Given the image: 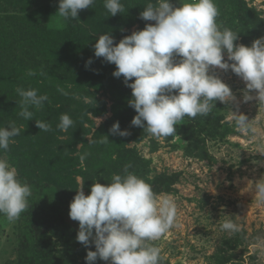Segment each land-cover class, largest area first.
<instances>
[{
	"label": "rangeland",
	"instance_id": "374dc122",
	"mask_svg": "<svg viewBox=\"0 0 264 264\" xmlns=\"http://www.w3.org/2000/svg\"><path fill=\"white\" fill-rule=\"evenodd\" d=\"M245 1L255 10L253 21L259 23L257 27L246 26L237 16L234 19V0H215L220 12L217 22L239 34L237 44L248 42L251 46L254 40L264 37V34L260 35L264 30V0ZM169 2L175 7L181 6L180 0ZM93 6L102 11V20L97 27L90 24V20L95 22L89 14ZM93 6L80 10L92 28L85 25V20L81 22L82 26L87 34H110L116 44L125 36L144 30L147 24H155L141 19L142 11L138 10L136 19L139 22L130 27L124 25L123 32L119 33L115 29L131 18L129 12L135 11L124 9L123 13L111 16L104 7V0H95ZM58 10L59 0H0V20L10 19L12 24H17L20 16H32L29 23L33 29L24 28L17 33L22 40L29 39L32 44L27 49V60L20 58L24 68L8 75L18 78L11 85L13 104H19L17 88L36 89L39 95L49 97L44 105L51 109L53 117L48 132L37 126L30 130L20 123V135L14 138L15 143L10 144L8 151L0 149L2 157L17 169L18 174L22 172L69 193L77 194V190L83 187L86 196L90 195L94 183L107 186L114 174L122 175L125 165H131L129 171L148 183L159 176L179 174V181L170 193L177 205L179 226L154 242L162 249L161 262L264 264V203H259L253 192L255 181L264 178V105H259L255 99L257 93H248L253 99L245 101V82L231 69H215V74L231 88L234 99L225 103L217 100L215 109L208 116L198 115L195 119L186 116L177 123L174 137L156 139L143 128L131 125L138 114L129 106L133 99L132 90L125 85L123 76H113L117 70L114 64L103 57L96 61L99 70L106 71L108 77L117 83L109 89L99 83L90 84L83 74L80 77L75 73L77 71L69 68L71 56L66 54L62 44L68 21L57 15ZM50 32L62 36L60 43L51 38ZM97 40L98 37L93 43ZM39 45H44L45 50ZM30 70L40 78L52 79L56 75L61 81L67 80L71 87L67 86L66 91L70 95L59 93L58 96L56 93L51 98L47 93L49 83L25 82L32 77L28 75ZM41 71L46 75H39ZM68 80L79 83L72 85ZM1 106L0 96V127H7L15 122V118L12 111ZM12 110L19 115L16 108L12 107ZM30 111L35 117L31 121L47 123L46 115H41L34 107ZM63 113L69 114L74 121L67 132L57 128ZM234 113L246 115L249 121L254 120L258 130L256 139L237 129ZM117 121L120 129L127 130L129 135L110 133ZM83 154L87 155L81 161ZM225 219L239 224L240 232L229 234L222 231L221 224ZM27 237L32 238L25 212L15 222H9L0 214V264H19L25 255L23 242ZM85 258L86 254L82 253L62 260L61 264H86ZM94 264H100V260Z\"/></svg>",
	"mask_w": 264,
	"mask_h": 264
},
{
	"label": "clouds",
	"instance_id": "9594fccd",
	"mask_svg": "<svg viewBox=\"0 0 264 264\" xmlns=\"http://www.w3.org/2000/svg\"><path fill=\"white\" fill-rule=\"evenodd\" d=\"M94 3L95 0H59L57 15L65 21L76 20L80 10ZM180 5L175 7L169 0H149L140 17L154 21V25L147 24L144 30L125 36L118 44L110 34H100L94 46L95 56L114 64L117 70L113 76H123L125 85L132 90L129 106L138 114L131 125L143 128L156 139L174 137L177 123L186 116H208L217 100L225 103L234 99L231 88L215 74V69H231L245 82V101L253 99L248 93L255 91V99L264 105V37L254 40L251 46L237 44L239 34L218 24L220 12L215 0H180ZM104 7L111 16L123 13L125 8L121 0H104ZM91 63L89 59L86 66ZM28 75L37 73L30 70ZM39 75L46 73L41 71ZM133 78L134 82L129 83ZM57 91L70 95L61 87ZM17 93L22 98L19 115L25 120L33 118L30 108L39 110L49 100L36 89L17 88ZM234 116L237 129L256 139L254 120L249 121L244 114ZM59 120L57 128L63 132L74 124L67 113L61 114ZM35 121L43 132L51 130L49 123ZM21 127L14 122L0 127V149L9 150ZM110 133L129 135L120 129L118 121ZM86 155L80 156L81 161ZM130 167L125 165L122 175L114 174L107 186L94 183L90 195L79 188L70 203V219L79 222L77 241L86 248L90 242L95 246V251H87L86 264H94L98 258L110 264H161L162 249L154 242L179 226L173 197L154 192L150 183L129 171ZM253 192L258 202L264 203V178L255 181ZM32 195L31 186L18 178L17 169L0 157V214L15 222L28 209ZM221 230L233 234L240 232L241 226L225 219Z\"/></svg>",
	"mask_w": 264,
	"mask_h": 264
},
{
	"label": "trees",
	"instance_id": "16d2710c",
	"mask_svg": "<svg viewBox=\"0 0 264 264\" xmlns=\"http://www.w3.org/2000/svg\"><path fill=\"white\" fill-rule=\"evenodd\" d=\"M121 2L125 5V10L131 11L132 8L135 13L129 12L131 18H128L124 24L118 25L115 31L119 33L123 32L124 25L130 27L138 23L139 21L136 19V13H138V10H140V12L144 10L146 7L144 4L147 5V0H121ZM131 4L132 6L130 7ZM234 7V19H237V16L238 19L246 26H250L251 24L253 27H257L259 25V23H254L253 21V16H256L255 10L249 8L245 0H234ZM41 10L42 7H40L39 11ZM89 14L90 17L95 20V22L90 20V24L95 25L94 27L99 26L102 20L100 19L102 18V11L100 7L93 6V9L89 11ZM21 17L23 16H20V18L17 19L19 20L17 24H12V20L10 19L0 20V96L2 98L1 108L8 110V112H13V117L15 118L14 123L17 126L22 123L30 129L31 127H36V121L25 120L12 110V107H14L16 108L17 113L21 111L19 109V104H17V102H14L13 104L12 96L10 97V92H12L11 85L14 84L13 81L15 82L18 78L16 76H12V78L8 76L9 73L12 74L13 71H20L24 68L25 65L21 64L22 60L20 58L27 60V49L32 44L28 41L29 39H23V41L17 34L24 28H27L28 30H31L30 28L33 29V25L29 23L32 16H28L26 18ZM86 19L87 18H84L82 13L79 11L76 20H68V29L63 34L65 35L64 43H62L64 44L63 49L66 50V54L71 56V62L68 64L69 68L73 69V71H77L75 73H79L80 77L81 74H83L87 80H90V84L99 83L102 86H106L108 89L114 88L117 86L116 81L108 77V73H106V71L102 72L98 68L96 62L97 57L94 54V47L92 45L94 44L93 41H95L99 35L87 34L88 32H86V29L81 24L83 20L87 22ZM260 22L262 23L261 19ZM85 25L90 27L88 22ZM104 27L109 29L108 26ZM112 32L113 31H111V33ZM263 34L264 30L260 35ZM50 35L52 39L60 43L59 38L62 36L53 35L51 32ZM44 42L45 40L43 39V44ZM245 46L250 45L246 42ZM39 47H42L45 50L44 45H39ZM86 49L88 50L86 51ZM89 59L92 60V63L86 66ZM2 72H4L5 75ZM24 81H34L37 84L43 81L45 83H49L50 85L47 87L50 90H48L47 93L51 98L54 97L56 93L58 96L60 95L57 91L58 87L67 90L68 86L67 80L61 81L60 78L56 77V75L53 76L52 79H44L35 75L30 79H25ZM68 81L72 85L79 83L73 80ZM23 86H25V84H23ZM16 95L20 102L21 97L18 93H16ZM61 98L65 100V97ZM48 110L50 111L48 112ZM38 113L44 116L46 115L47 123H51L53 118L51 115L52 111L51 109H48L47 105H44L41 109H39ZM33 118L35 117L33 116ZM0 157H2L1 152ZM179 177V174L170 176L163 175L157 177L150 184L152 185L154 192L157 194H170L173 192L174 186L179 181ZM18 178L22 182L28 183L33 192V195L29 198V207L25 211V218L29 225L32 238L27 237L29 240L26 239L23 242L25 255L24 258L20 260L19 264H61L62 260H66L72 256L80 255L82 253L87 255V251L89 250L95 251V246L91 242L90 246L86 248L76 239L79 231V222L73 221L69 216L70 203L73 201L76 195L75 193L60 191L22 172L18 174ZM100 264H110V261L100 260ZM161 264L164 263L161 262Z\"/></svg>",
	"mask_w": 264,
	"mask_h": 264
}]
</instances>
